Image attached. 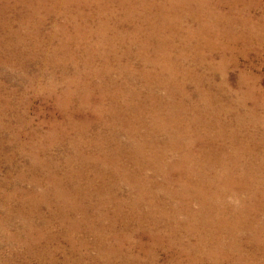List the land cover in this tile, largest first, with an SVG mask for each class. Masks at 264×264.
Masks as SVG:
<instances>
[{"label": "rangeland", "instance_id": "obj_1", "mask_svg": "<svg viewBox=\"0 0 264 264\" xmlns=\"http://www.w3.org/2000/svg\"><path fill=\"white\" fill-rule=\"evenodd\" d=\"M177 1L0 0V264H230L217 245L218 240L231 244L225 229L208 230L196 222V231L191 221L194 228L176 230L161 218L166 208L156 218L147 216L144 200L138 205L141 219L121 233L120 242L112 239L104 247L105 241L72 228L81 215L66 217L48 199H59L54 182L59 193L69 194L59 178L67 175L71 143L107 131L101 115L107 105L118 118L125 116L113 137L123 144H144L131 133L144 136L138 119L149 124L153 116L157 124L176 127L186 145L191 138L182 137L181 129L195 127L201 138L209 131L218 135L237 121L249 132H262L255 150L262 163V200L250 217L262 218L264 230V0H254L250 12L230 0ZM248 18L251 24L243 27ZM89 63L100 75L91 73ZM103 82L121 85L122 94L100 102L94 87ZM183 98L189 113L181 108ZM133 105L141 110L138 119L128 114ZM175 105L183 113L173 120L164 114ZM163 132L157 130L158 136L164 137ZM146 174L163 181L155 177L154 167L153 174L150 169ZM170 185L176 186L174 175ZM119 186L114 196L133 206V191ZM149 196L153 202L177 200L169 199L163 185ZM199 207L196 203L192 209L198 213ZM75 209L63 208L65 213ZM186 218L181 211L178 220Z\"/></svg>", "mask_w": 264, "mask_h": 264}, {"label": "bare ground", "instance_id": "obj_2", "mask_svg": "<svg viewBox=\"0 0 264 264\" xmlns=\"http://www.w3.org/2000/svg\"><path fill=\"white\" fill-rule=\"evenodd\" d=\"M242 1L243 3L239 4L235 0H230V4L245 5V8L250 12L253 8L254 0H250L249 3L247 0ZM249 24H251L250 18L242 21L243 27ZM239 39L241 40V38ZM239 39L238 41H240ZM181 54L183 55V53ZM130 55L131 53H128V59ZM232 63L234 64V62ZM89 66L91 67L92 63H89ZM214 69L216 70V68ZM91 73L96 76L100 75L98 68L91 67ZM120 86L115 83H100L94 87V91H97L98 94H93V96H96L101 102L102 98L122 94ZM186 103H188L187 99L183 98L180 102L181 108H186V112L189 113L192 110ZM134 109L136 110L135 116ZM140 111V108L136 105L128 108V114L132 119L140 118ZM182 113V109L175 105L166 110V114H163L175 120L174 117L180 119ZM101 115L106 122L105 127L107 131H99L93 137L89 135L80 136L84 140L82 143H79L80 140L71 143L72 155L66 161V169L68 168L66 171L67 175L59 178L60 183L69 194L59 193L58 184L54 182L52 185L56 188L59 199H53L50 196L48 198L56 203L58 209L67 215L66 217L76 213L81 215V218H78L79 221L76 219L72 223L70 222L73 229L76 231L86 230L97 239L105 241L106 246L104 247L110 246L113 241L112 239L118 242L121 233H124L126 230L129 231L134 222L141 219L142 214L138 205L144 200L143 202L150 208V212L146 213L147 216L156 218L160 214V210L166 208L164 211L162 210L165 213L161 218H166L169 225L175 226L176 230L178 228L182 229V226H192L189 223L191 221L195 222L196 231H198L196 222L200 226L202 222L208 230L225 229L227 238L231 244L225 245L218 240L217 245H220L225 258L230 264H262V242H264L262 218L261 222H258L256 219L250 217L251 211L257 206L258 199L262 200V163L255 153V150L262 142V132H258V134L249 132L244 124L237 121L230 123L229 128H222L218 135L212 134L209 131L204 136H201V138L198 137V130L195 127L191 130L181 129L182 137L189 136L188 138H191V143L186 145L181 136H178V129L176 127L170 128L169 124H157L153 116L149 124L148 122L144 124L142 120L138 119L137 126L138 128H144V136L135 132L131 133L133 137L140 138L144 144L133 142L123 144L113 137L117 135L114 134L116 132L114 131L115 128L117 129V126L123 123L125 116L118 118L119 116H117L115 108L108 107V105L102 106ZM210 124L213 125L214 123ZM157 130H165L163 132L165 133L164 137H159ZM160 145H162V148ZM89 146H91L93 152L91 149H88ZM154 147L158 151H150V153L148 150ZM87 151L91 153H87ZM153 167L155 169V177L157 179L162 178L163 181L154 182L152 181V177L147 176L146 170H152L153 174ZM173 175L176 179V186L172 188L170 182ZM119 183L121 189L127 186L130 191H133L135 195H133L135 199L133 206L123 204L121 201L119 202L117 200L118 197L114 196V190L117 189L116 187ZM160 185H163L169 199L176 197L177 200L170 201L169 204L161 199L160 201L159 198L154 202L151 201L149 194L152 193L153 188ZM224 199H229L231 203L219 202ZM190 200L200 205L198 213H195L192 209L196 203L190 202ZM238 200H240V204L234 205ZM74 207H76L74 211L69 210L67 213L63 210V208ZM181 211L187 217L182 222L178 220V215ZM209 214L213 215L207 217ZM117 224L119 229L115 231L114 226ZM192 227L194 228V226ZM226 251L230 252L225 253Z\"/></svg>", "mask_w": 264, "mask_h": 264}]
</instances>
